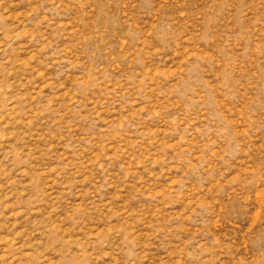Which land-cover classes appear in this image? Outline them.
I'll use <instances>...</instances> for the list:
<instances>
[{
    "label": "rangeland",
    "instance_id": "1",
    "mask_svg": "<svg viewBox=\"0 0 264 264\" xmlns=\"http://www.w3.org/2000/svg\"><path fill=\"white\" fill-rule=\"evenodd\" d=\"M0 264H264V0H0Z\"/></svg>",
    "mask_w": 264,
    "mask_h": 264
}]
</instances>
